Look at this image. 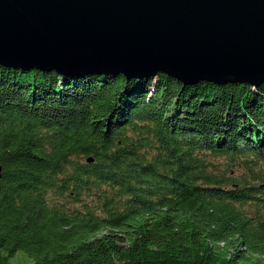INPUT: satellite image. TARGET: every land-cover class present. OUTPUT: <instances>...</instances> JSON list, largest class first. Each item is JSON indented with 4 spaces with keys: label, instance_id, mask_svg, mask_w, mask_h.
I'll return each instance as SVG.
<instances>
[{
    "label": "trees",
    "instance_id": "1",
    "mask_svg": "<svg viewBox=\"0 0 264 264\" xmlns=\"http://www.w3.org/2000/svg\"><path fill=\"white\" fill-rule=\"evenodd\" d=\"M0 264H264V82L0 65Z\"/></svg>",
    "mask_w": 264,
    "mask_h": 264
},
{
    "label": "water",
    "instance_id": "2",
    "mask_svg": "<svg viewBox=\"0 0 264 264\" xmlns=\"http://www.w3.org/2000/svg\"><path fill=\"white\" fill-rule=\"evenodd\" d=\"M0 65L257 86L264 0H0Z\"/></svg>",
    "mask_w": 264,
    "mask_h": 264
},
{
    "label": "rangeland",
    "instance_id": "3",
    "mask_svg": "<svg viewBox=\"0 0 264 264\" xmlns=\"http://www.w3.org/2000/svg\"><path fill=\"white\" fill-rule=\"evenodd\" d=\"M21 256H23V253L21 251L15 252L13 257H16V258L14 260H11L10 264H20V262L18 261L20 260V258H22Z\"/></svg>",
    "mask_w": 264,
    "mask_h": 264
}]
</instances>
